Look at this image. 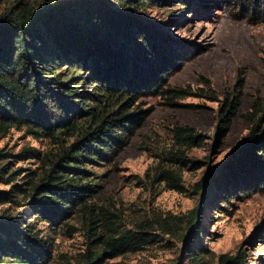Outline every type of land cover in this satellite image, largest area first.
<instances>
[{
  "label": "trees",
  "instance_id": "1",
  "mask_svg": "<svg viewBox=\"0 0 264 264\" xmlns=\"http://www.w3.org/2000/svg\"><path fill=\"white\" fill-rule=\"evenodd\" d=\"M147 1L161 2L61 0L36 8L21 0L17 7L0 12V130L8 132L11 127L25 125L37 136L43 134L62 144L56 154L44 156L46 166L40 175L25 174L22 182H17L21 169L9 173L6 163H0V183L13 188L9 193H0L1 201L18 207L26 205L36 218L55 225L78 210H89L93 215L87 200L97 185L90 183L86 163L117 154L130 143L152 111L144 107V98L161 97L167 104L177 105L179 98L193 95L185 88L170 85L171 72L179 66L170 65L171 60L164 56L169 52L159 51L154 34L139 22ZM248 3L264 21V10L258 8L264 6V0ZM62 63L71 69V75L61 72ZM85 71L86 75L81 76ZM206 82L210 85L208 79ZM244 85L239 75L223 98L209 96L219 102L220 133L231 130L243 103ZM245 117L250 131L237 161L221 180L220 189L213 192L223 202L234 191L232 185L240 178L239 169H245L240 178L242 186L243 181L260 189L264 185V97L254 99ZM66 131L77 133L69 145L62 138ZM174 135L181 147L205 144L204 135L188 125L175 127ZM29 154L41 158L35 149L24 150L20 156ZM172 158L185 160L181 151ZM253 168L262 172L253 176ZM210 174L198 184L200 190L210 184ZM155 176L179 192L186 191L181 175L174 169L162 167ZM205 206L202 201L185 218H154L125 230L109 226L113 234H96L104 251L93 259L100 260L103 253L118 257L143 250L157 241V229L178 232L188 239L192 234L199 235L198 218ZM189 245L190 260L202 264L206 247L193 242ZM51 258L48 241L32 222L17 214L0 215V264H48ZM221 259L222 264H245L241 253L222 255Z\"/></svg>",
  "mask_w": 264,
  "mask_h": 264
},
{
  "label": "rangeland",
  "instance_id": "2",
  "mask_svg": "<svg viewBox=\"0 0 264 264\" xmlns=\"http://www.w3.org/2000/svg\"><path fill=\"white\" fill-rule=\"evenodd\" d=\"M19 1L0 0V12L17 7ZM22 1L41 8L61 0ZM248 1L161 0L159 4L147 1L142 7L139 22L154 34L159 51L169 52L164 56L171 60L170 65L179 66L171 72L170 85L185 88L193 95L179 98L177 105L167 104L161 97L144 98V107L152 111L130 143L117 154L86 163L90 183L97 185L87 200L93 215L89 210H78L55 225L36 218L26 205L18 207L0 200V215L17 214L32 222L46 238L52 250L48 264H193L188 256L192 242L206 247L202 264H222V255L239 253L245 264H264V185L260 189L243 181L242 186L245 169H239L241 179L232 185L234 191L228 194L227 201L213 195L231 164L237 161V153L250 131L246 114L255 98L264 97V21ZM263 7L258 8L263 11ZM61 66V72L71 75L69 67L63 63ZM85 75L86 71L81 76ZM239 75L245 80L243 103L231 130L220 133L219 102L209 96L223 98ZM183 125L203 134L205 144L181 147L174 128ZM62 138L69 145L77 133L66 131ZM61 147L56 139L37 136L25 125L11 127L8 132L0 130V163H6L9 173L21 169L17 182H22L25 174L40 175L46 166L44 156L51 157ZM27 149H35L41 158L20 156ZM177 151L184 153V161L172 158ZM162 167L181 175L185 192L156 178V171ZM252 170L253 176L261 171ZM208 174L212 176L210 184L200 190L198 184ZM11 191V184L0 183V193ZM202 201L206 206L198 218L199 235L192 234L188 239L178 232L157 229V241L143 250L118 257L103 253L100 260L93 259L104 251L96 234H113L112 227L125 230L154 218H185Z\"/></svg>",
  "mask_w": 264,
  "mask_h": 264
}]
</instances>
